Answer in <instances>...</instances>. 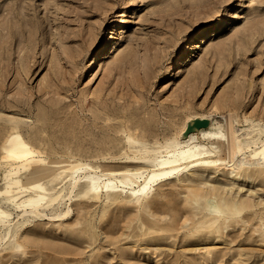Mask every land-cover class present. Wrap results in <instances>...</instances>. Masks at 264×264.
Instances as JSON below:
<instances>
[{"label": "rangeland", "instance_id": "rangeland-1", "mask_svg": "<svg viewBox=\"0 0 264 264\" xmlns=\"http://www.w3.org/2000/svg\"><path fill=\"white\" fill-rule=\"evenodd\" d=\"M229 124L264 138V0H0V264H264L261 159L185 158L138 196L63 167L145 175L148 148ZM14 132L40 166L8 157Z\"/></svg>", "mask_w": 264, "mask_h": 264}, {"label": "bare ground", "instance_id": "bare-ground-1", "mask_svg": "<svg viewBox=\"0 0 264 264\" xmlns=\"http://www.w3.org/2000/svg\"><path fill=\"white\" fill-rule=\"evenodd\" d=\"M103 57L106 56L103 53H98L93 63ZM202 119L209 120V117L203 116ZM214 129L216 130H212V134L216 135L218 139L213 145L200 142L188 143L182 147L178 141L169 140L163 145L157 144L148 148L145 151L147 153L145 159L150 168L145 175L137 169L98 174L97 170L92 166L76 161H65L63 162V167L71 169V177L73 178V186L71 188H74L80 181H86L90 191L99 195L103 190L116 191L118 190V183L128 182L131 185L129 192L134 196H138L146 193L155 181L179 172L182 169L181 162L185 158L195 157L197 160L200 159L204 166H215L218 168L222 166L230 169L232 175H238L241 170L248 166L256 167L259 165V159L264 161V138L248 135L242 139L241 134L235 132L231 124H229L226 134L219 133L220 125L216 128L214 127ZM6 143L8 144L6 148L8 157L13 156L20 159L21 165H41L42 158H35L37 155L36 151L28 145L20 133L9 134L6 138ZM251 146H254V148L250 149ZM249 149V153L246 154ZM32 203V209L29 212L36 213L41 205V198L33 200ZM209 205L211 212H221L218 203L211 202ZM27 211L26 209L24 210V212ZM69 212L70 208L68 206L62 216L67 215Z\"/></svg>", "mask_w": 264, "mask_h": 264}, {"label": "water", "instance_id": "water-1", "mask_svg": "<svg viewBox=\"0 0 264 264\" xmlns=\"http://www.w3.org/2000/svg\"><path fill=\"white\" fill-rule=\"evenodd\" d=\"M194 124H195L194 125L195 127H203V126L208 125V121L206 119H201V120L196 119ZM192 127H191V125H189L186 132H189L190 130H192ZM184 134H186V133H184Z\"/></svg>", "mask_w": 264, "mask_h": 264}]
</instances>
